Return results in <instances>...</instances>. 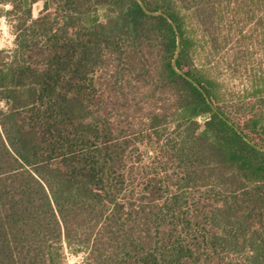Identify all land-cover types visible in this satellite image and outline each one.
<instances>
[{"label":"trees","instance_id":"1","mask_svg":"<svg viewBox=\"0 0 264 264\" xmlns=\"http://www.w3.org/2000/svg\"><path fill=\"white\" fill-rule=\"evenodd\" d=\"M9 2L0 264H264V0Z\"/></svg>","mask_w":264,"mask_h":264},{"label":"rangeland","instance_id":"2","mask_svg":"<svg viewBox=\"0 0 264 264\" xmlns=\"http://www.w3.org/2000/svg\"><path fill=\"white\" fill-rule=\"evenodd\" d=\"M43 9V2H38L33 7V16L37 18L40 15V12ZM251 26L247 27L246 32L251 31ZM259 32H255L254 35L252 34V39L250 40V52L253 54V60L256 64H262L264 66V57L263 51L260 49L259 40L260 38L257 37ZM0 41H2V46H0V50H11L14 48V36L11 34L10 30H8L7 35L3 31H0ZM262 67V66H261ZM233 89L236 90L238 86H240V81L238 80H231V85ZM202 122V119L199 120ZM75 259L76 264H81L83 262V255H75L70 252H67V264L69 260Z\"/></svg>","mask_w":264,"mask_h":264},{"label":"water","instance_id":"3","mask_svg":"<svg viewBox=\"0 0 264 264\" xmlns=\"http://www.w3.org/2000/svg\"><path fill=\"white\" fill-rule=\"evenodd\" d=\"M139 5L141 6L142 10L147 14V15H150V16H164L166 17L170 24L172 25L173 27V30L175 31L176 33V36H177V48H176V53H175V56H174V59H173V64H172V67L174 69V71L176 73H178L179 75H181L182 77H184L185 79H187L189 82H191L195 87H197L200 92L204 95V97L206 98V100L210 103V99L209 97L207 96V94L205 93V91L203 90V88L195 81L193 80L191 77H189L187 74L181 72L178 67H177V59L179 57V53H180V50H181V37H180V32L176 26V24L174 23V21L172 19H170L165 13L163 12H153L151 10H149L146 6H145V3L143 2V0H136ZM211 104V103H210ZM212 108L217 112V110L215 109V107L212 105ZM221 117L230 125L232 126L241 136H243V138L245 139L246 142H248L249 144H251L252 146H254L255 148H257L258 150L264 152V148H261L257 145H255L254 143H252L247 137H245L242 132L236 128L230 121H228L225 117H223L221 115Z\"/></svg>","mask_w":264,"mask_h":264},{"label":"clouds","instance_id":"4","mask_svg":"<svg viewBox=\"0 0 264 264\" xmlns=\"http://www.w3.org/2000/svg\"><path fill=\"white\" fill-rule=\"evenodd\" d=\"M0 8H3L5 11H10L13 8L12 3H0ZM9 30V25L7 24V18L0 16V31H3L7 35ZM0 46H2V41H0ZM68 264H76L75 259L69 260Z\"/></svg>","mask_w":264,"mask_h":264}]
</instances>
